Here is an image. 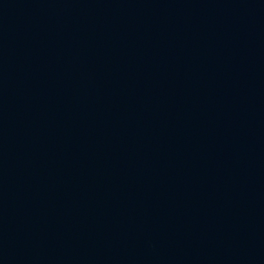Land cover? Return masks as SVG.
I'll return each mask as SVG.
<instances>
[{
    "label": "water",
    "instance_id": "obj_1",
    "mask_svg": "<svg viewBox=\"0 0 264 264\" xmlns=\"http://www.w3.org/2000/svg\"><path fill=\"white\" fill-rule=\"evenodd\" d=\"M0 264H264V0H0Z\"/></svg>",
    "mask_w": 264,
    "mask_h": 264
}]
</instances>
